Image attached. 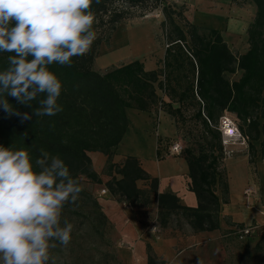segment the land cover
<instances>
[{
  "label": "trees",
  "instance_id": "16d2710c",
  "mask_svg": "<svg viewBox=\"0 0 264 264\" xmlns=\"http://www.w3.org/2000/svg\"><path fill=\"white\" fill-rule=\"evenodd\" d=\"M148 1L162 5L164 19L160 28L166 44L165 68L173 70L186 65L183 72L186 85L180 90L169 85L168 73L164 83L158 70H146L139 60L112 67L104 73L93 68L100 43L107 41L124 19L141 16L130 7ZM250 1L255 6V14L246 29L248 49L235 54L220 30L200 29L181 9L166 4L165 0H99V3L93 0L91 11L96 39L90 51L73 57L71 67L49 66L62 81L58 103L63 111L55 116L32 115L31 120L21 123L19 117H9L0 110V145L25 149L33 160L39 156L41 148L53 155L59 154L74 178L86 174L97 183L102 181L92 169L88 153L101 152L107 156L106 170L111 176L105 182L106 189L125 205L141 207L156 203L157 221L162 227L167 226L173 216H178L193 231L218 229L221 206L229 203V186L219 170L224 158L219 118L226 112L234 114L240 121L239 132L251 151L250 162L258 154L264 158V0ZM119 2L127 7L119 6ZM98 31L106 35L99 36ZM8 55L10 53H0V70L8 66ZM236 74L238 77H230ZM158 89L179 106L173 107L171 102L164 101ZM42 98L32 101L31 107L18 105L11 97L8 99L21 112L31 114ZM185 104L196 107L193 117L202 128L196 148L182 150L188 165L189 189L197 199L194 207L182 205L173 193L158 192V179L142 168L137 157L128 155L121 165L111 161L128 128L126 108L151 111L159 107L177 123ZM256 141H259V149L254 144ZM159 142L160 138L158 158L162 156ZM140 180L146 182L147 187H138ZM217 188L221 189L222 197L217 194ZM81 189L80 200L92 201L98 220L106 222L97 199ZM228 231L233 233L232 228ZM258 231L245 237H252ZM147 264H164V261L149 248Z\"/></svg>",
  "mask_w": 264,
  "mask_h": 264
},
{
  "label": "clouds",
  "instance_id": "9594fccd",
  "mask_svg": "<svg viewBox=\"0 0 264 264\" xmlns=\"http://www.w3.org/2000/svg\"><path fill=\"white\" fill-rule=\"evenodd\" d=\"M99 3V0H95ZM93 0H0V110L24 123L63 111L62 81L51 65L71 67L96 39ZM21 112L9 102L31 107ZM66 142V141H64ZM82 189L59 154L41 148L34 160L25 149L0 145V264H55L50 249L67 247L73 224L62 217ZM199 264V262H198Z\"/></svg>",
  "mask_w": 264,
  "mask_h": 264
},
{
  "label": "rangeland",
  "instance_id": "374dc122",
  "mask_svg": "<svg viewBox=\"0 0 264 264\" xmlns=\"http://www.w3.org/2000/svg\"><path fill=\"white\" fill-rule=\"evenodd\" d=\"M165 3L181 9L186 18L202 30L214 27L213 24L203 22V15L200 14L202 12L217 11L219 14H223L227 20L237 19V17L242 16L240 15L242 12H247L248 21L254 17V6L250 0H165ZM118 4L119 6L127 7L122 2ZM161 6L155 1H148L138 7H130L131 11H134L136 15L141 14V16L126 18L117 24L116 29L109 34L107 42L102 41L100 43L96 56L98 57L100 50L106 44L110 45L112 38V44L116 46L121 45L124 39L129 46L137 43L139 48L141 47L142 53L136 59L144 55L147 49L153 48L148 56H143L141 59L143 62L148 63L149 60L153 61L162 56L156 62L157 65L160 64L157 69L160 72L159 78L165 83V74L168 73L169 85L180 90L186 85V80L183 78L186 65L183 64L180 69L173 70L164 66L165 42L160 28V22L164 17L161 12ZM228 29L229 27L226 25L219 29L228 46L235 54L243 52L247 48L245 30L233 41L232 37L229 36L230 34H228L230 33ZM98 34L99 36H104L106 32L98 31ZM125 61L108 65L106 70ZM95 67L97 66L93 65L94 69ZM230 77L236 78L238 74L235 76L230 75ZM160 91H158L159 94L162 93V97H164V92ZM157 109L155 108V110ZM195 110L196 107L185 104L182 114L178 116V122L176 123V136L173 138H160L159 149L162 156L166 153L169 154L170 147L175 143L181 148V155H183L182 150L186 147L196 148L202 128L193 117ZM225 115L238 127L240 121L234 114L226 112ZM155 121L156 118L154 117L153 123ZM254 144L259 149V141L254 142ZM222 147L224 158L219 170L228 183L229 200L230 190L231 196L235 200L236 197H239L237 194L238 188L244 186L242 189V196L245 198L244 204H236L240 212L249 208L257 212V209L264 208V158H261L258 154L250 162L251 151H249L247 142L242 136L241 138H232L224 145L222 144ZM106 174L105 165L98 176L100 178V176H105ZM77 178L81 187L90 193L92 198L96 199L95 189H98L102 182H94L86 174H79ZM247 189L249 193L244 194L243 191ZM216 192L220 197L223 196L220 188H217ZM80 199L82 198L79 196L75 204H66L62 210V221L67 218L73 224V230L71 242L67 247H62L57 242V247L50 249V255L55 260V264H121L118 257L117 234L114 232L113 227L108 220L104 223L98 220L92 201H82ZM224 221L229 228H233L236 225L232 223L231 217L224 218ZM256 221H252L253 225L254 223L255 225L258 224ZM168 225L184 227L185 221L178 216H173ZM258 225L260 227V230L257 229L259 230L258 232L252 237H244L242 239L226 229L224 231L225 237L219 241V247L214 251L215 254L219 253L220 261H217V264H264V225Z\"/></svg>",
  "mask_w": 264,
  "mask_h": 264
},
{
  "label": "crops",
  "instance_id": "0c3cea01",
  "mask_svg": "<svg viewBox=\"0 0 264 264\" xmlns=\"http://www.w3.org/2000/svg\"><path fill=\"white\" fill-rule=\"evenodd\" d=\"M254 6V4H253ZM255 14V6L253 8ZM207 13V14H206ZM204 16L214 15L215 24L213 28L220 29L223 26L229 27V36L234 41L243 30H245V42L248 49L246 29L253 18L248 21L247 12H242L237 19H226L219 12H202ZM209 14V15H208ZM210 15V16H211ZM219 17L221 20H217ZM195 20V19H194ZM233 20V21H232ZM197 21V20H195ZM203 24V23H201ZM221 32V31H220ZM222 34V33H221ZM223 36V34H222ZM105 45L94 60L95 70L104 73L108 65L116 62L125 61L126 64L133 60H139L143 56H148L153 48L147 49L139 59H136L142 51L137 43L129 46L126 40L121 45ZM225 40V39H224ZM107 42V41H105ZM152 42V41H151ZM165 42V41H164ZM165 44V43H164ZM166 48V44H165ZM165 55V49L164 54ZM159 56L157 59H161ZM141 59V60H140ZM156 60L143 62L146 70H157L160 66ZM164 59V58H163ZM120 64V65H122ZM116 65V66H120ZM115 67V66H113ZM235 76V75H234ZM159 89L157 93L159 94ZM161 92V91H160ZM161 97L162 93L159 94ZM166 102H171L168 96L162 97ZM173 107H178V102H171ZM128 118V128L122 141L116 147L111 161L114 165H121L124 158L128 155L135 156L140 160L142 168L152 177L158 179V192H170L175 194L182 205L194 207L197 199L193 191L189 189L190 178L188 176V165L181 152L165 154L157 157L158 138H173L176 136L177 128L174 118L158 107L157 110L141 111L134 108H126ZM154 117L156 118L153 123ZM92 169L100 175V171L106 165L107 156L101 152H89ZM113 173V172H112ZM118 177V175H116ZM107 173L102 175V183L95 189L96 199L105 214L108 222L117 234L118 257L121 264H147V253L150 248L152 252L164 261V264H217L220 261L215 250L219 247V241L224 236V231L229 229L225 224L224 218L231 217L234 224L244 226H256L252 232L259 229L258 224L264 225V208L257 209V212L249 208L240 212L236 204H244L242 189L238 188V196L235 200L231 196L229 203L223 204L219 215V228L211 231H193L185 223L184 227L167 225L160 226L157 221L158 207L156 203L149 206L132 207L125 205L116 199L109 191L100 194V190L106 188L105 182L110 179ZM141 184V185H140ZM138 187H147L146 182L137 181ZM232 186V184L230 183ZM247 190L243 193L246 194ZM253 220H257L253 225Z\"/></svg>",
  "mask_w": 264,
  "mask_h": 264
},
{
  "label": "built area",
  "instance_id": "2783aa9c",
  "mask_svg": "<svg viewBox=\"0 0 264 264\" xmlns=\"http://www.w3.org/2000/svg\"><path fill=\"white\" fill-rule=\"evenodd\" d=\"M218 128L221 132V136H222V143L223 145L231 140L232 138H241V134L239 132L238 127L234 124V122L227 116V115H222L219 118V125ZM171 152L173 153H180L181 152V148L179 147V145L177 143L173 144L171 146ZM107 189L103 188L100 190V194H106L107 193ZM247 193V191H246ZM254 228H257L256 226H237L234 225L232 230L233 233L238 236V238L242 239L244 238L247 234H249L250 232H252V230Z\"/></svg>",
  "mask_w": 264,
  "mask_h": 264
},
{
  "label": "bare ground",
  "instance_id": "6f19581e",
  "mask_svg": "<svg viewBox=\"0 0 264 264\" xmlns=\"http://www.w3.org/2000/svg\"><path fill=\"white\" fill-rule=\"evenodd\" d=\"M207 14V13H206ZM209 15V14H208ZM211 15V14H210ZM202 16V20H203V22L205 23L206 22V24H214V22H215V17L216 16H214V15H211V16ZM217 20H221V18H219V17H217L216 18ZM216 23V22H215Z\"/></svg>",
  "mask_w": 264,
  "mask_h": 264
}]
</instances>
